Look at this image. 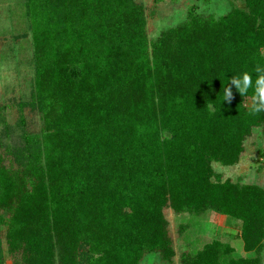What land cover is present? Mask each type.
<instances>
[{
    "label": "trees",
    "instance_id": "obj_1",
    "mask_svg": "<svg viewBox=\"0 0 264 264\" xmlns=\"http://www.w3.org/2000/svg\"><path fill=\"white\" fill-rule=\"evenodd\" d=\"M189 7L154 39L136 0H20L27 100L0 105V264H140L175 256L164 209L231 217L247 257L212 240L178 264H261L264 188L214 179L264 113L222 85L264 65V0ZM36 114L30 129L25 112Z\"/></svg>",
    "mask_w": 264,
    "mask_h": 264
},
{
    "label": "rangeland",
    "instance_id": "obj_2",
    "mask_svg": "<svg viewBox=\"0 0 264 264\" xmlns=\"http://www.w3.org/2000/svg\"><path fill=\"white\" fill-rule=\"evenodd\" d=\"M20 0H0V105L9 124L17 120L16 102L27 100L33 76L31 41L27 26L21 17ZM145 7L146 33L154 39L162 30L185 19L189 7L196 13L218 17L232 7L240 5L238 0H136ZM264 53V49H263ZM250 105V102H247ZM30 129H38L40 121L33 113L25 112ZM214 179L252 183L264 188V127H254L243 142V151L237 163L231 166L212 163ZM168 230L172 237L178 264L182 251H194L204 244L218 240L232 248L236 257L251 256L243 248L239 228L231 217L213 211L199 214L175 213L164 209ZM140 264H167L155 254L143 257ZM264 264V249L261 256Z\"/></svg>",
    "mask_w": 264,
    "mask_h": 264
},
{
    "label": "clouds",
    "instance_id": "obj_3",
    "mask_svg": "<svg viewBox=\"0 0 264 264\" xmlns=\"http://www.w3.org/2000/svg\"><path fill=\"white\" fill-rule=\"evenodd\" d=\"M233 87L244 98L251 90V102L248 109L250 115L264 113V65L257 63L252 72L243 71L230 77L227 84L222 85L223 101L232 102Z\"/></svg>",
    "mask_w": 264,
    "mask_h": 264
}]
</instances>
